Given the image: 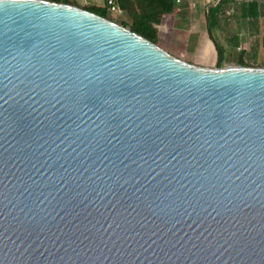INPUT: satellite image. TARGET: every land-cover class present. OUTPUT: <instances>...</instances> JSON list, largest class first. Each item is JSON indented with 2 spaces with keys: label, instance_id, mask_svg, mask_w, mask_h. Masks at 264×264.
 Returning a JSON list of instances; mask_svg holds the SVG:
<instances>
[{
  "label": "water",
  "instance_id": "obj_1",
  "mask_svg": "<svg viewBox=\"0 0 264 264\" xmlns=\"http://www.w3.org/2000/svg\"><path fill=\"white\" fill-rule=\"evenodd\" d=\"M0 264H264V67L0 0Z\"/></svg>",
  "mask_w": 264,
  "mask_h": 264
},
{
  "label": "rangeland",
  "instance_id": "obj_2",
  "mask_svg": "<svg viewBox=\"0 0 264 264\" xmlns=\"http://www.w3.org/2000/svg\"><path fill=\"white\" fill-rule=\"evenodd\" d=\"M72 2L80 5L85 6L87 5L83 1L79 0H71ZM218 0H177L175 9H180V11H187L190 13H193V16L191 18L196 21L198 24V17L199 13H202L203 11L207 10L209 6H212L216 4ZM235 2H232L231 4L226 7L223 12L221 13V16L219 18L220 23L218 27L213 28V36L216 40L223 43L226 46H231L232 41L228 40L226 37L227 35H231L234 33L236 24L234 21L233 15L236 11V3L237 1L241 0H234ZM262 8H264V0H261ZM233 9L234 12H232L231 15L227 14V11L231 12ZM109 18L117 23L125 22L127 24L130 23V18L127 15L126 12H124L122 15H116V14H108ZM164 17V16H163ZM204 40L208 41L211 45H213L212 40L209 39V37L205 33V28H202ZM224 31L225 34L222 32ZM244 33L240 34L241 37H243V41L245 44L242 46H239L237 49L235 47H230L229 49L224 50V63L223 67L225 66H234V65H240L238 60L239 56H242V59L244 62L247 63L249 66H261L264 67V21L261 18L259 23V28L256 32L253 33ZM226 35V36H225ZM159 46H167V48H170V46H174V43L170 41V38H167L166 35L159 34L158 35V41L157 43ZM253 45H255L253 47ZM252 47V48H251ZM163 48V47H162ZM176 48V49H174ZM174 54L172 55L185 60L189 63L203 66V67H211L216 68V56H208L206 54H203L198 46H194L192 43H190L189 46L186 45L185 41H181L180 43L175 45L174 47ZM251 48V49H250ZM255 48V49H253ZM250 49V50H249ZM166 50V49H165ZM245 51V52H242ZM169 52V51H168ZM170 53V52H169Z\"/></svg>",
  "mask_w": 264,
  "mask_h": 264
},
{
  "label": "crops",
  "instance_id": "obj_3",
  "mask_svg": "<svg viewBox=\"0 0 264 264\" xmlns=\"http://www.w3.org/2000/svg\"><path fill=\"white\" fill-rule=\"evenodd\" d=\"M83 1V0H79ZM106 0H85L84 3L88 5H97L100 7H104V3ZM253 1L256 2L257 8L253 11V13L246 12L247 8H249V4ZM215 5V4H214ZM213 6V5H212ZM162 20L159 24L155 25L158 30V35L163 34L166 35L167 38H170V41L174 43L173 48L175 45L177 46L178 43L181 41H185L186 45L189 46L190 43H192L194 46H198L200 51L203 54H206L208 56H216V48L208 41L204 40L203 36V27L205 28V33L209 37V33L207 31V10L203 11L202 13L198 14V24L196 21L191 18L193 16V13L187 12V11H180V9H174L173 12L169 14L163 15ZM234 21H235V31L231 35H225L228 40L232 41V45L230 46L235 47L237 49L239 46L244 45L245 43L243 41V37H241L240 34L244 33H253L256 32L259 28L260 19L262 18L264 21V8H262L261 0H241L237 1L236 3V11L233 15ZM220 21L218 24H216L215 27L219 26ZM214 27V28H215ZM224 34L225 32L222 31ZM213 36V29L211 31ZM214 37V36H213ZM210 39V37H209ZM217 43L225 49H229V46L224 45L223 43L216 40ZM213 43V42H212ZM255 45H253L254 47ZM164 49L169 51L170 53L174 54V49L172 46L170 48H167V46H162ZM252 48V47H251ZM250 48V49H251ZM249 49V50H250ZM255 49V48H253ZM245 52V51H242ZM242 58V56H239Z\"/></svg>",
  "mask_w": 264,
  "mask_h": 264
},
{
  "label": "trees",
  "instance_id": "obj_4",
  "mask_svg": "<svg viewBox=\"0 0 264 264\" xmlns=\"http://www.w3.org/2000/svg\"><path fill=\"white\" fill-rule=\"evenodd\" d=\"M56 2H62L66 4H72L79 6L83 9L89 10L100 16L108 19V11L104 7L97 5H85L80 6L71 0H50ZM177 0H118L119 6L127 13L130 18V23L120 22L122 26L128 27L132 31L142 35L148 40L157 43L158 41V30L155 25L159 24L162 20L163 15L173 12L175 9ZM235 2L234 0H218L215 5L209 6L207 9V31L209 37L212 40L216 48V66L222 67L225 57L223 48L217 43L216 39L212 36V29L220 21L219 18L223 10L228 7L229 4ZM257 4L255 1L249 4L247 11L253 13L256 10ZM240 65L249 66L240 57L238 60Z\"/></svg>",
  "mask_w": 264,
  "mask_h": 264
},
{
  "label": "built area",
  "instance_id": "obj_5",
  "mask_svg": "<svg viewBox=\"0 0 264 264\" xmlns=\"http://www.w3.org/2000/svg\"><path fill=\"white\" fill-rule=\"evenodd\" d=\"M104 8L107 9L108 13L122 15L125 11L119 6L118 0H106L104 3ZM233 9L231 12L227 11L228 15L232 14Z\"/></svg>",
  "mask_w": 264,
  "mask_h": 264
}]
</instances>
